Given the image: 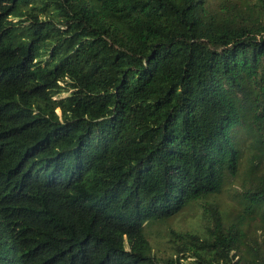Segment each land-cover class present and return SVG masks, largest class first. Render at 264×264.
Returning a JSON list of instances; mask_svg holds the SVG:
<instances>
[{
	"label": "trees",
	"instance_id": "trees-1",
	"mask_svg": "<svg viewBox=\"0 0 264 264\" xmlns=\"http://www.w3.org/2000/svg\"><path fill=\"white\" fill-rule=\"evenodd\" d=\"M0 264H264V0H0Z\"/></svg>",
	"mask_w": 264,
	"mask_h": 264
},
{
	"label": "rangeland",
	"instance_id": "rangeland-1",
	"mask_svg": "<svg viewBox=\"0 0 264 264\" xmlns=\"http://www.w3.org/2000/svg\"><path fill=\"white\" fill-rule=\"evenodd\" d=\"M220 201L223 204H230L231 198L225 194L220 196ZM203 212L204 208L198 204L195 208L187 210L173 220L147 228L148 238L154 252L164 257L167 256L170 253L169 232L172 230L187 231L200 228L204 224L202 219Z\"/></svg>",
	"mask_w": 264,
	"mask_h": 264
}]
</instances>
